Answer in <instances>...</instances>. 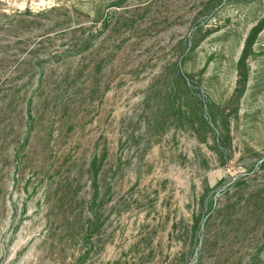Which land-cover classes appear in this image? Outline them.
Listing matches in <instances>:
<instances>
[{
	"label": "rangeland",
	"instance_id": "obj_1",
	"mask_svg": "<svg viewBox=\"0 0 264 264\" xmlns=\"http://www.w3.org/2000/svg\"><path fill=\"white\" fill-rule=\"evenodd\" d=\"M262 20L0 0V264H264Z\"/></svg>",
	"mask_w": 264,
	"mask_h": 264
},
{
	"label": "trees",
	"instance_id": "obj_2",
	"mask_svg": "<svg viewBox=\"0 0 264 264\" xmlns=\"http://www.w3.org/2000/svg\"><path fill=\"white\" fill-rule=\"evenodd\" d=\"M262 31H264V20L260 21L251 30V32H250V34H249V36H248V38L246 40V43H245L241 58H240V60L238 62V76H239V79H238V82H237L238 86H237L236 92L238 93L239 96L243 93L244 87H245V84H246V81H247L246 70H245V62H246L248 56L251 53L252 46L254 44L255 39L257 38V36ZM262 167H264V162H262ZM96 174H97V172L95 171L94 172V179L96 178Z\"/></svg>",
	"mask_w": 264,
	"mask_h": 264
}]
</instances>
